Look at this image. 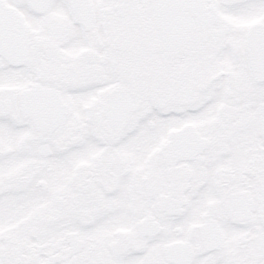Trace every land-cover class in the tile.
Wrapping results in <instances>:
<instances>
[{
  "label": "snow or ice",
  "instance_id": "obj_1",
  "mask_svg": "<svg viewBox=\"0 0 264 264\" xmlns=\"http://www.w3.org/2000/svg\"><path fill=\"white\" fill-rule=\"evenodd\" d=\"M0 264H264V0H0Z\"/></svg>",
  "mask_w": 264,
  "mask_h": 264
}]
</instances>
